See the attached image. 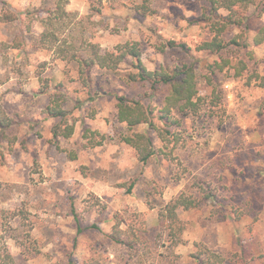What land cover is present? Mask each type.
Listing matches in <instances>:
<instances>
[{
  "label": "rangeland",
  "instance_id": "rangeland-1",
  "mask_svg": "<svg viewBox=\"0 0 264 264\" xmlns=\"http://www.w3.org/2000/svg\"><path fill=\"white\" fill-rule=\"evenodd\" d=\"M54 1L0 0V15L18 14L15 21H0V106L13 123L9 136L16 137L13 143L0 138V259L13 258L15 264H199L193 255L206 246L225 257L222 264H264V114L259 113L264 89L248 80L253 72L264 75V43L249 45L252 59L245 51L240 54L248 65L241 76L234 78L232 70L216 73V99L204 78L214 57L195 50L210 36L194 21L207 7L205 0H68L70 40L87 38L102 51L139 41L149 69L197 60L198 92L205 104L197 115L179 116L181 125L169 127L180 141L165 147L167 155L142 163L120 140L131 132L117 121L116 95L140 99L160 125L156 115L167 86L152 94L145 85L122 80V71L96 68L90 94L97 88L109 94L91 101L77 64L62 62L41 41L45 27L39 20ZM140 4L150 11L142 13L136 8ZM248 14L251 42L264 15L256 18L254 7ZM167 40L185 42L192 56L179 47L160 52L157 46ZM56 89L69 96L65 106L75 129L70 138L53 143L56 120L45 118L43 108ZM85 127L104 137L100 145L88 144ZM149 133L155 146H162L156 133ZM195 180L213 188L218 200L179 208L184 230L180 243L172 246L168 221L160 220V213L180 194L199 196ZM123 182L133 183L131 192L118 186ZM115 215L121 229L141 235L137 253L108 237Z\"/></svg>",
  "mask_w": 264,
  "mask_h": 264
},
{
  "label": "trees",
  "instance_id": "trees-1",
  "mask_svg": "<svg viewBox=\"0 0 264 264\" xmlns=\"http://www.w3.org/2000/svg\"><path fill=\"white\" fill-rule=\"evenodd\" d=\"M205 7L201 16L194 20L205 28L210 36L202 40L196 47V51H203L214 57L209 61L205 68L204 78L211 87L213 98L217 99L219 83L215 79L216 73L232 70V76L239 77L248 69L247 62L240 56L245 51L249 59L253 58V51L249 45H259L264 43V23L255 28L248 41L247 33L250 30V17L248 11L251 7L255 8L256 18L264 15V0H205ZM68 0H55L54 7L48 12L46 17H41L40 22L45 27L41 33V41L48 44L57 58L64 63L75 62L77 64L78 78L82 85L88 89V98L93 101L99 95H108L109 92L97 88L93 94L91 90V75L96 68L112 72H123L122 80L131 84H142L148 87L150 93H154L163 86H167V94L163 98L162 106L158 109L156 118L161 122L159 125L154 119V115L140 99L128 97L126 95H116V118L120 123L125 124L126 129L131 132L120 136V140L133 148L136 152L138 161L146 163L150 158L159 154L167 155L164 150L171 142L176 146L180 141V136L169 127L181 125V118L197 115L201 107L205 104V98L198 92V75L196 61L174 64L172 66H160L157 68H147L142 58V47L139 41H126L116 45L112 50L102 51L99 44L87 38L80 41L72 38L69 24L66 21L67 12L65 5ZM142 13L147 14L150 8L146 4L137 5ZM223 11L225 13L223 14ZM29 13V12H28ZM31 13V11H30ZM29 13V14H30ZM18 19V14L14 11H5L0 15V21L11 22ZM238 29L231 37L226 38L225 34ZM68 30V31H67ZM179 47L184 52L191 54V47L183 41L167 40L157 46L160 52L167 48ZM192 56V54H191ZM234 60V61H233ZM248 80L264 89V75L253 72ZM40 92H44L41 90ZM69 101V96L61 90H54L49 95V103L43 108L45 118H53L56 122L51 127V141L57 142L60 137L70 138L74 133V122L71 121L70 110L65 106ZM259 113L264 114V98L260 102ZM180 116V117H179ZM13 125L11 119L6 115L0 106V138L7 139L13 143L16 137L9 136V130ZM139 126H146V130L137 131ZM156 133L162 146L156 147L150 131ZM91 135H99L100 140L93 141ZM83 137L88 139L91 147L100 145L104 137L96 131L85 127ZM4 154L0 152V157ZM71 159L75 158L73 152H69ZM119 187H125L129 193L133 183H119ZM194 186L197 187L199 196L180 194L168 202L160 213V220L166 219L169 224L170 245H177L181 238L179 234L184 230V226L179 224L177 210L182 208L189 210L208 201H217L216 192L201 180H195ZM116 222L108 234L110 240L116 244L123 245L129 250L137 253V246L141 240V235L132 231L131 234L119 227L122 222L116 215ZM77 231L82 232L84 227L78 218ZM92 227H97L93 224ZM199 264H222L224 256L203 246L197 254L193 255ZM203 258V259H200ZM0 264H15L13 258H1ZM68 264H75L73 260Z\"/></svg>",
  "mask_w": 264,
  "mask_h": 264
}]
</instances>
